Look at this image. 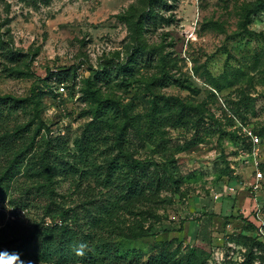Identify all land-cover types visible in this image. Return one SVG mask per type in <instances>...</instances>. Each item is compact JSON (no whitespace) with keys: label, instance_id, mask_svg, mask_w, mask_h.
<instances>
[{"label":"rangeland","instance_id":"obj_1","mask_svg":"<svg viewBox=\"0 0 264 264\" xmlns=\"http://www.w3.org/2000/svg\"><path fill=\"white\" fill-rule=\"evenodd\" d=\"M45 1L0 0V249L41 264L33 228L63 223L103 264H264V2ZM155 108L188 119L161 128L179 190L131 196L115 127Z\"/></svg>","mask_w":264,"mask_h":264},{"label":"trees","instance_id":"obj_2","mask_svg":"<svg viewBox=\"0 0 264 264\" xmlns=\"http://www.w3.org/2000/svg\"><path fill=\"white\" fill-rule=\"evenodd\" d=\"M47 1L48 0H46L45 2ZM150 2L151 3L147 4L148 8H151V5H153L155 0H152ZM260 2L262 3L264 2V0H260ZM155 19L156 18L154 17V22ZM164 22L165 21L162 19L160 23ZM166 22L169 23L170 19H167ZM141 28L142 27L139 26L137 27V30ZM159 79L162 80L161 84L163 86H166L171 80L170 77L167 75L161 76L158 78V80ZM218 88L221 89L222 87L218 85ZM184 111L175 115L176 118L171 117L174 113L169 111L167 113V115L169 116L162 115L160 109L158 108L151 110L148 113V116H145L144 118L143 115H140L136 112L126 113L125 117L127 118V124H130V126L132 127V130L129 132V135L131 132L135 133V135L139 139H137L138 143L132 142L129 139V135H126V131L128 128L127 124L121 123V126L119 128L115 127L117 131L114 141V148L118 150L119 156L125 159H129L131 164H133L134 168L138 169V171L133 175V179L129 178V180H133V183L131 184V182H129L130 186H128V184L124 185L121 189L122 193H126L132 196L134 194L141 193L143 189L152 192L154 190L160 189H170L175 192L179 190L178 180L174 176L176 168L174 154L175 152L181 151L182 148L180 145H176L177 149L174 153H171L172 151H170V153L166 152L167 145L165 144L164 138L162 137L163 132L161 131V128L167 123H170L171 125L187 124L188 119L183 118ZM116 116H118V113H116ZM202 120L203 116L201 112H199L195 118V122L196 124H198L199 122L203 123ZM105 123L106 121H99L98 127L100 130H103L105 128ZM102 124L103 126H100ZM107 127L108 129L112 128L111 125ZM261 134L264 136L263 132ZM124 140H129V142L133 143V148L132 146L126 147L125 145H123L122 142ZM146 144L152 145V151L156 152L157 155L160 156L163 160L160 166L153 163L155 165V168L151 171L147 170L148 164H144L139 155V149H143ZM70 170L71 172H76L75 167H73V171L72 169ZM97 184H102V186L104 187H107L109 185L106 179L105 182L98 181ZM17 231L20 232L19 229H17L16 232ZM34 233H37L38 237L37 239H35L36 242L33 243V246L35 250H37V258L38 260H40L41 264H54L53 261H51L50 259L53 255L58 256L56 263H60L62 261L61 259H65V261H71L72 263H75L78 259H83L84 264H103L95 257V252H103L102 249H98L99 245L97 246V244H95V251L93 249H90L92 241H87L86 238L79 239V236H77L78 231L76 229L68 227L63 223L59 225H50L48 227H35L33 228V234ZM91 236L93 240L94 235L91 234ZM125 236L127 238H136L142 235L136 234L133 236L131 234H125ZM81 248L82 254L77 251V249ZM192 257H194L193 254ZM203 257L204 255L201 257V259L196 258L195 261L194 258L190 259V257L187 259V264H204Z\"/></svg>","mask_w":264,"mask_h":264},{"label":"clouds","instance_id":"obj_3","mask_svg":"<svg viewBox=\"0 0 264 264\" xmlns=\"http://www.w3.org/2000/svg\"><path fill=\"white\" fill-rule=\"evenodd\" d=\"M77 251L82 254V248ZM0 264H33V262L23 259L21 252L5 248L0 249Z\"/></svg>","mask_w":264,"mask_h":264},{"label":"built area","instance_id":"obj_4","mask_svg":"<svg viewBox=\"0 0 264 264\" xmlns=\"http://www.w3.org/2000/svg\"><path fill=\"white\" fill-rule=\"evenodd\" d=\"M249 135H251V140L256 143L259 141V137L257 135H253L252 133H249ZM263 175L262 172L259 170H256V172L253 174L252 176V180L249 181H241L239 183V185L243 188V189H248L250 192L255 191L256 189L259 188L260 186V180L262 179ZM75 264H81L80 262H77Z\"/></svg>","mask_w":264,"mask_h":264}]
</instances>
